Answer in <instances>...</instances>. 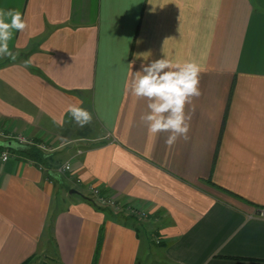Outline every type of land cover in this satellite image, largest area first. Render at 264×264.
Masks as SVG:
<instances>
[{"label":"crops","instance_id":"obj_1","mask_svg":"<svg viewBox=\"0 0 264 264\" xmlns=\"http://www.w3.org/2000/svg\"><path fill=\"white\" fill-rule=\"evenodd\" d=\"M0 9L27 24L9 42L16 59L0 58V126L61 144L81 132L66 111L79 103L110 137L73 160L82 187L0 156V264L50 250L59 264H264V0H0ZM163 58L201 69V94L185 105L188 138L171 147L168 133L149 132L147 100L130 90L132 73ZM56 153L53 166L67 152ZM88 184L149 218L100 207L83 197Z\"/></svg>","mask_w":264,"mask_h":264},{"label":"clouds","instance_id":"obj_2","mask_svg":"<svg viewBox=\"0 0 264 264\" xmlns=\"http://www.w3.org/2000/svg\"><path fill=\"white\" fill-rule=\"evenodd\" d=\"M26 27L19 10L0 9V58L7 56L16 59L17 54L10 50L9 42L14 31L22 32ZM200 71V66L195 62L174 64L163 58L142 65L140 71L134 75L132 73V94L147 100L148 111L141 116V120L146 122L153 135L168 133L165 143L169 147L180 137L188 138L190 116L185 113V105L201 94ZM66 111L80 127L92 122V114L79 103L70 104ZM65 168H70V164L66 163Z\"/></svg>","mask_w":264,"mask_h":264},{"label":"built area","instance_id":"obj_3","mask_svg":"<svg viewBox=\"0 0 264 264\" xmlns=\"http://www.w3.org/2000/svg\"><path fill=\"white\" fill-rule=\"evenodd\" d=\"M13 133L8 132L5 128H2V126H0V140H16V142L20 143V144H32L34 143V139L32 138H28L25 135H21V134H16L15 137H13ZM62 144V143H61ZM60 144V145H61ZM38 147L40 149H42L43 151L46 152L50 151L49 146L45 143V141H42L40 143H37ZM59 147V146H58ZM10 147L8 148H0V156L3 160H8L10 159L12 156H17V154L10 152ZM83 150L82 149H78L74 155H72L70 157V159H68L67 161H64V163L59 164L56 167H53L50 171L43 165H39V168L43 171H46L49 175H62V176H66L70 181H72L75 186H79L82 187L84 186V182H82V179H80L79 177H77L74 173H73V160L79 156H81V154H83ZM68 163L70 164V168H65V164ZM86 189L88 191V197H90L91 199L94 200V202L99 205L100 207H104V208H108L111 209L112 211H114L116 214H124V215H128V216H132L135 217L136 219L139 220H147V218H149L150 216V211L139 207L136 204H131V203H127L126 201H123L121 199H118L115 196H111L110 193H108L107 191H104L102 188L92 185V184H88L86 185ZM154 240L157 243H161V237L156 235L154 237Z\"/></svg>","mask_w":264,"mask_h":264},{"label":"rangeland","instance_id":"obj_4","mask_svg":"<svg viewBox=\"0 0 264 264\" xmlns=\"http://www.w3.org/2000/svg\"><path fill=\"white\" fill-rule=\"evenodd\" d=\"M87 125L90 128H87L88 126L86 128H84L85 126L83 128L80 126L78 127L79 131L81 129V132L77 133L78 134L77 137H75V135L73 133L69 132V134L66 135V138H64V142H62L61 145L58 142H55V143H49L48 141L45 142L50 148L49 149L50 151L46 150L47 153L54 154L57 152V150H58V152L60 150L61 151L63 150L64 153L67 152L66 155L64 156V159L61 162H59L58 164L54 165L53 167H56L59 164L64 163V161H67L68 158H70L72 156V155L70 156V153L72 151H74V153L78 149H82L84 151L86 148H90L92 146H95V145L103 142V141L109 140V138H110L108 136L109 132L107 130H106V132L105 131L102 132V127H100L101 131H99V132H98L99 127H98V129H96V131H93V128H97L96 127L97 125H95V122L93 119H92V122L90 124H87ZM2 141H8V140H2ZM9 141H11V140H9ZM56 257L57 256L53 254L52 250L44 252V253L41 252L35 258H32V261L29 262L28 264H32L33 262H37V264H59L58 259H56ZM148 260H149L148 264H161L160 262L159 263L155 262L153 260V257H151V256L148 258Z\"/></svg>","mask_w":264,"mask_h":264},{"label":"trees","instance_id":"obj_5","mask_svg":"<svg viewBox=\"0 0 264 264\" xmlns=\"http://www.w3.org/2000/svg\"><path fill=\"white\" fill-rule=\"evenodd\" d=\"M40 142H42V140H37V139H34V143H32V144H20L18 142H15L14 147L10 148V150H11L10 152L17 154L18 157L32 160L34 163H36L38 165H43L50 171L53 168V164L50 161H52V159H54V157L56 156L57 153L50 154V153L43 151L37 145V143H40ZM210 182H212V181L210 180ZM224 190H226V189H224ZM228 192H230V191H228ZM232 194H235V193L232 192ZM235 195H237V194H235ZM83 197H86V198L90 199L91 201L93 200L87 196H83ZM32 258L33 257L26 259L27 261H25L22 264H28L29 262L32 261Z\"/></svg>","mask_w":264,"mask_h":264},{"label":"water","instance_id":"obj_6","mask_svg":"<svg viewBox=\"0 0 264 264\" xmlns=\"http://www.w3.org/2000/svg\"><path fill=\"white\" fill-rule=\"evenodd\" d=\"M14 145H15V142L14 141H1L0 140V148H8V147H14ZM71 193H79L77 190H75V189H72L71 190Z\"/></svg>","mask_w":264,"mask_h":264}]
</instances>
